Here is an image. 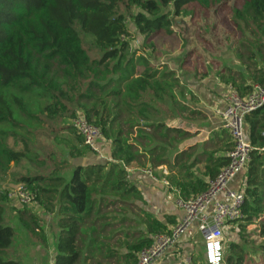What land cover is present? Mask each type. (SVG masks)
<instances>
[{
	"label": "trees",
	"instance_id": "16d2710c",
	"mask_svg": "<svg viewBox=\"0 0 264 264\" xmlns=\"http://www.w3.org/2000/svg\"><path fill=\"white\" fill-rule=\"evenodd\" d=\"M223 11L238 34L235 52L243 71L223 67L215 78L244 98L254 86L264 90V0H0V264H21L16 232L6 224L2 182L7 178L32 190L45 212L57 208L54 264H136L151 238L167 232L140 206L142 195L128 183L126 169L150 171L183 201L206 190L205 178H215L228 165L232 141L222 128L201 153L195 146L177 149L197 133L161 117L191 123L206 117L188 104L194 98L164 61L159 44L167 43L165 52L175 47L172 51L183 52L179 69L184 68L201 56L196 43L208 42L206 33L223 34L214 31L215 16ZM181 15L198 20L173 22ZM126 20L140 37L138 46L128 39ZM87 38L91 47L84 44ZM78 114L110 145L107 161L78 165L68 179L58 175L60 165L47 174L9 177L26 158L48 169L49 161L30 148L35 131L46 120ZM244 129L251 151L240 173L242 218L231 225L242 231L255 226L264 256V104L245 115ZM201 161L202 176L193 177L190 170ZM159 167L171 173L160 175ZM27 227L36 235L34 218ZM239 235L242 244L227 245L224 264H249L242 245L252 242Z\"/></svg>",
	"mask_w": 264,
	"mask_h": 264
},
{
	"label": "built area",
	"instance_id": "2783aa9c",
	"mask_svg": "<svg viewBox=\"0 0 264 264\" xmlns=\"http://www.w3.org/2000/svg\"><path fill=\"white\" fill-rule=\"evenodd\" d=\"M227 103V107L220 113V118L222 127L228 132L233 145L228 153V165L208 181L204 192L186 201L176 200V206L182 212L181 219L169 231L154 235L150 246L139 252L136 264L161 262L165 253L175 247L191 227H195L203 240L205 264L223 263V231L228 225L242 218V185L238 189H231L229 185L245 169L251 151L244 135V117L264 104V90L254 86L251 93L244 98H240L231 90ZM70 124L71 129L81 137L83 145L103 158L99 146L102 141L100 130L87 123L80 114L73 118ZM142 172L152 181L158 182L150 171ZM162 184L167 186L165 181H162ZM8 197H16L21 205L28 206L35 203L36 195L20 184L9 192ZM190 263L189 257H181L173 264Z\"/></svg>",
	"mask_w": 264,
	"mask_h": 264
},
{
	"label": "rangeland",
	"instance_id": "374dc122",
	"mask_svg": "<svg viewBox=\"0 0 264 264\" xmlns=\"http://www.w3.org/2000/svg\"><path fill=\"white\" fill-rule=\"evenodd\" d=\"M218 19V28L214 31H223V34L219 32H212V33H206L208 42L205 43V41L197 42L196 46L199 48L201 56L200 57H193L191 60L187 61L186 67L187 71H193L197 70L199 73L197 76H200L201 74L205 73L203 69L208 70V73L215 71L216 69H221L223 67H229L235 70H242L243 68L240 66L237 58H236V47H237V40H238V34L234 32V28L230 25V23L227 21V18L225 16V12H221L216 14L215 16ZM173 22H188L192 23L198 20L195 16H179L172 18ZM173 25V24H172ZM126 27L129 32L128 39L131 41L132 45H137L140 41V37L137 35L132 23L130 20H126ZM224 30H223V29ZM84 44L88 47H91L90 40L84 39ZM167 43L163 44V46H166ZM174 41L171 45V48H173ZM159 46H161L163 53L165 54V60L169 63V68H173L174 66L178 65L180 62V59L183 57V52H175L171 50H168L165 52L162 44L160 43ZM196 55V54H194ZM197 63V64H196ZM182 72H179L178 75L182 76ZM206 77H208V74L206 73ZM204 78V79H205ZM201 81L203 79H196V81ZM226 101L228 102L229 96L231 94V90L229 88H226ZM189 98V97H188ZM185 101V100H184ZM193 103V101H192ZM162 120L165 122L167 119L161 117ZM72 120V119H71ZM71 120H53V121H47L44 123L42 129H38L35 131V138L33 141L29 144L30 148L32 149L33 153H36L39 155V158H42L41 156L45 157L48 162V169L47 168H39V166H36L26 160L21 163L20 166L14 168L12 171L14 177L22 176H32L37 174H47L53 169V166L60 165V171L58 173L59 176L67 177V175H71L72 169L78 165L80 166H87L91 164L93 159L97 156L95 153L90 152L84 145L80 137L70 129V122ZM170 124L178 125V126H185L189 131L194 132L193 130L196 129V126H194V123H191L190 121H183L181 119H175L169 122ZM244 135L246 136V129H244ZM11 140H7V143L11 145ZM105 144L104 141H102ZM18 147V145H15ZM180 144L177 146L179 147ZM49 153H52V155L47 158V155ZM104 161V160H100ZM46 165V163H45ZM42 169V170H41ZM41 170V171H40ZM143 173V172H142ZM144 174V173H143ZM164 175V174H163ZM144 176L148 177L146 174ZM241 176V174L239 175ZM12 179V175L9 176ZM152 177L160 181L162 179L156 178L152 175ZM152 180V179H151ZM164 181V180H162ZM161 181V182H162ZM154 183V182H153ZM168 184V183H167ZM20 184H16L12 182L9 178H7L4 182H2V187L5 188V207L7 208L5 211L6 213V219L8 222H11V215H7L8 210L12 208L13 206H17L18 208L23 207L16 197L9 198L8 194L10 191L14 190L15 187ZM163 186V184H162ZM165 187V185H164ZM169 188L168 186H166ZM165 187V188H166ZM170 189V188H169ZM175 191L174 189H172ZM171 191L168 190V192ZM164 192V189H163ZM172 192V191H171ZM176 192V191H175ZM175 194H168L169 202L172 206V210L177 212V208L175 206ZM172 211V212H173ZM60 217L57 220V223L59 221ZM170 224L167 223V227ZM165 227V229H167ZM253 225H249L246 227L245 231H242L240 228L237 227V225H228L225 230L223 231V258L225 257V254L227 253V245L229 243H236V244H242V240L240 239L239 231L243 232V234L247 235L246 239L249 242H252V245H242V248L244 251L248 253L246 262L249 264H264V256L261 254L258 246L260 242L262 241L260 238H257L256 232L254 231ZM142 228V227H141ZM198 235V234H197ZM201 236L198 235L193 241V245L191 247L192 252L190 253L191 257V263L190 264H205L203 260V251H204V244ZM254 242V245H253ZM25 245V241L18 237V232H16L15 239H14V247L16 251H20L21 248H23ZM28 247L23 248L22 252L27 251ZM34 261L35 262H41L42 257L39 256L37 253H34ZM224 264V261L223 263Z\"/></svg>",
	"mask_w": 264,
	"mask_h": 264
},
{
	"label": "crops",
	"instance_id": "0c3cea01",
	"mask_svg": "<svg viewBox=\"0 0 264 264\" xmlns=\"http://www.w3.org/2000/svg\"><path fill=\"white\" fill-rule=\"evenodd\" d=\"M191 60V59H189ZM186 67V66H185ZM179 69L178 65L174 66L173 70H177V72H182L181 82L190 91L191 95L193 96V103L188 104L191 108L201 111L205 115V119L197 122H193L196 129H194V133L197 135L193 136V138H188L180 143V146L177 147L179 151L187 150V148L195 146L196 152L201 153L202 148L205 145V142H208L211 139L213 133H217L222 129V122L220 118L221 111L227 105L226 101V87L220 84L217 79L215 78V71L208 73V70H205L208 74L207 78H203L201 81H196V79H201L199 76H196V72L199 73L197 70H186V68ZM177 73V74H178ZM195 74V76H193ZM189 96H186V100H188ZM170 122V121H169ZM167 122L168 124H170ZM181 127V126H179ZM181 128L186 127L183 126ZM101 154L103 158L96 156L91 164L89 165H97L102 164L108 160V153H109V144H105L101 141ZM174 153L169 154V159H172ZM104 160V161H100ZM14 170V169H13ZM12 170V171H13ZM10 171L9 174L12 173ZM126 178L128 183L135 186L138 191L141 193L144 204L140 206L143 207L149 214H151L156 220L162 223L165 227H167V223L170 225L167 227L166 231H169L175 224L179 222L182 217V212L177 208L176 201L175 206L177 208V212L172 210V206L168 199V194H175V199H179L177 195V191H171L169 188L162 186V180L158 182L152 181L149 177L144 176L142 171L134 170V169H126ZM203 172V161L200 162L195 168L190 170V174L194 177L202 176ZM59 173V172H58ZM158 174L160 175H167L171 173L169 169L167 170L166 167H159ZM175 174V173H174ZM170 175V174H169ZM166 176V177H167ZM64 177V176H62ZM70 174L65 179H68ZM179 178V177H178ZM177 178V179H178ZM240 178L241 176H237L236 179L232 181L229 185L231 189H238L240 187ZM179 178L178 180H180ZM17 180V177H15ZM208 182L209 180L205 178ZM154 182V183H153ZM239 184V185H238ZM18 186V185H17ZM164 189V192H163ZM57 210V208H56ZM56 210L53 213H47L44 209L39 206L36 202L18 208L17 206H13L8 210L7 215H11V222H6L7 225L14 228L15 232H18V237L25 241V245L23 248L28 247L27 251L22 252L23 248L20 251H16L17 260L21 264H53L54 263V256L56 253L55 244L56 239L59 236V229L57 220L59 216L56 214ZM173 211V212H172ZM30 218H34L36 222L37 230H35V234L30 233L27 227V222L29 223ZM198 233L196 232L195 227H191L185 235L181 237L175 247L168 250L162 261L157 264H173L175 261L179 260L181 257H190V253L192 252L191 247L194 243V239L198 237ZM200 236V235H199ZM201 238V237H200ZM34 253H37L39 256L42 257L41 262L34 261ZM204 257V251H203ZM204 260V258H203Z\"/></svg>",
	"mask_w": 264,
	"mask_h": 264
}]
</instances>
